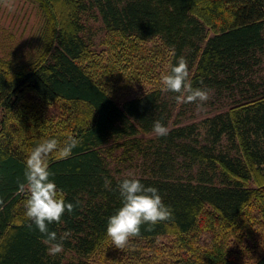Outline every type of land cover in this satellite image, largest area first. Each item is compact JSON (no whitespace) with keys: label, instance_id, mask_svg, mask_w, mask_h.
I'll return each instance as SVG.
<instances>
[{"label":"trees","instance_id":"16d2710c","mask_svg":"<svg viewBox=\"0 0 264 264\" xmlns=\"http://www.w3.org/2000/svg\"><path fill=\"white\" fill-rule=\"evenodd\" d=\"M31 2L41 19L32 55L0 58V264H133L141 249L152 261L160 238L168 240L158 248L164 264H239L244 254L249 264H264V239L255 242L264 238V81L253 77L264 50V0ZM84 17L102 26L103 50H91ZM153 39L165 51L161 75L154 63L162 57L148 60L151 70L129 63ZM181 57L193 88L231 103L180 124L177 94L159 80ZM131 73L152 86L126 97ZM155 121L166 136L154 133ZM68 136L79 145L67 159L53 156L49 170L74 208L49 225L58 238L70 233L63 252L51 256L45 237L26 226L19 185L31 149ZM122 167L138 172L122 175ZM129 177L158 189L172 219L141 225L117 256L106 226ZM233 234L242 241L231 248L222 239Z\"/></svg>","mask_w":264,"mask_h":264},{"label":"clouds","instance_id":"9594fccd","mask_svg":"<svg viewBox=\"0 0 264 264\" xmlns=\"http://www.w3.org/2000/svg\"><path fill=\"white\" fill-rule=\"evenodd\" d=\"M8 7L12 10L11 4ZM161 84L164 91L177 94L174 97L177 103H196L202 109L210 98L208 89L193 88L187 61L183 57L162 76ZM153 131L157 136H166L169 129L155 121ZM79 143L73 136H68L63 143L55 138L45 139L31 149L25 160V182L19 185V189L26 194L24 215L30 222L26 226L31 228L35 225L45 237L43 243L51 256L63 252V241L70 233L65 232L58 238L55 231L49 230V225L60 223L66 211H73L74 205L65 202L64 192L50 179L53 174L49 170V161L53 156L56 159L69 158ZM105 187H110L107 178ZM118 191L122 197L121 207L108 217L106 226V235L116 248L122 250L130 245L133 238L139 237L141 225L154 226L172 219L170 207L163 203L155 187H146L139 179L129 177L119 183ZM2 204L3 200H0Z\"/></svg>","mask_w":264,"mask_h":264},{"label":"rangeland","instance_id":"374dc122","mask_svg":"<svg viewBox=\"0 0 264 264\" xmlns=\"http://www.w3.org/2000/svg\"><path fill=\"white\" fill-rule=\"evenodd\" d=\"M9 4L12 5V10H9ZM83 20L84 24L89 28L91 32V41L89 42L91 50L93 52L103 50L104 46L102 45V41L104 40L103 38L105 33L100 23L93 22L92 20L88 19L85 20V17L83 18ZM40 24L41 19L36 3L31 2V0H0V58L11 60L18 58L23 59L25 57L27 58L28 56H31L35 46V39L38 36L37 31ZM207 33L210 34L208 31ZM139 46L136 48L137 52L134 53L136 62L134 58L132 60L130 58L129 60L131 67L132 65H135V70L140 71L141 66H143L142 64H147V68L151 70L153 65L155 64V70L159 72V75H161L162 72L160 71H162L165 51L163 49L161 50L162 47L159 46V41L157 39H153L147 42L146 45H143V48ZM146 49H150V51ZM158 51H160L159 55H157L156 53ZM102 52L106 53V51ZM161 57L162 60L159 63L149 65L148 60L157 61V59L159 60ZM258 60V65L253 68V77L256 82H262L264 81V50L260 55H258ZM165 66L166 65H164L163 70H165ZM130 75H132L133 78L131 80L132 83L130 87L125 90L126 97L136 96L137 94L141 93V91L147 90L152 86L151 83H142L141 80L137 78L138 75H135V73H131ZM160 81L161 79L159 80V82ZM209 95L210 98L203 105L202 109L198 108L196 103H185L184 105H182L181 103H177L176 107L173 110V115L177 113L180 114V124H187L191 122L197 123L204 116H210L216 110L222 109L226 103L227 105L231 103V98H227V101L216 100L210 93ZM151 136L152 135H146L142 136V138H150ZM133 163H136V165H138L140 161L139 159H137ZM137 172L138 169H133L131 167L122 169V175L129 176L136 174ZM240 218L243 220L244 225V219L242 217ZM238 225L239 221L236 223V228L238 227ZM242 228L243 227L240 226L237 229H240L239 232H241ZM262 239L264 238L261 235V237H257L255 242H257L258 240L262 242ZM222 240L225 245L232 248L236 244L240 245L242 237L238 238L237 236H235V234L228 236L226 235ZM238 240L241 241L239 242ZM107 243L108 245H113L110 238L108 239L106 244ZM220 243L221 240L219 241V244ZM160 244L167 246L168 240L165 238L157 239V241L155 242V248L157 250L155 249V258L152 261L148 256H146V254H149V252L147 250L143 251L141 249L139 256L140 259L134 261L133 264H164V262L166 261V252L163 253L162 251L158 250ZM110 252L114 255L120 256L121 249H110ZM145 259H147V263ZM98 260H102V257H100ZM249 260L250 256L244 254L240 259H238V263L249 264Z\"/></svg>","mask_w":264,"mask_h":264}]
</instances>
